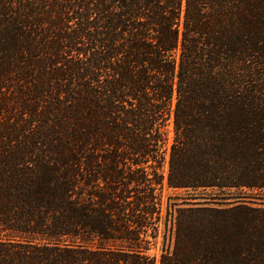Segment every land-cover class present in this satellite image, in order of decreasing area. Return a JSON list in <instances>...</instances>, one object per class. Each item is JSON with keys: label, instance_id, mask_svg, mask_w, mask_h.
Returning <instances> with one entry per match:
<instances>
[{"label": "trees", "instance_id": "1", "mask_svg": "<svg viewBox=\"0 0 264 264\" xmlns=\"http://www.w3.org/2000/svg\"><path fill=\"white\" fill-rule=\"evenodd\" d=\"M166 154L239 193L157 258ZM262 189L264 0H0V264H264Z\"/></svg>", "mask_w": 264, "mask_h": 264}, {"label": "rangeland", "instance_id": "2", "mask_svg": "<svg viewBox=\"0 0 264 264\" xmlns=\"http://www.w3.org/2000/svg\"><path fill=\"white\" fill-rule=\"evenodd\" d=\"M1 119H5L4 115H2ZM168 128L170 130L169 135L171 137L173 134L172 125L170 124ZM167 159L168 155L166 154V160L162 166L164 179L160 188L161 218L157 223L158 227L156 239L153 240V244L150 245V249L148 250L149 253L156 255L157 258L163 249L170 248V250H172L177 220L180 218L179 221L187 227V208L198 206L224 207L232 205L235 200H237L235 196L239 193V190H235L233 188L219 191L215 189L169 187L166 183V173L168 168ZM244 200V202L252 206L264 205V189L252 192L247 191ZM172 211L173 215L172 217H169L168 212Z\"/></svg>", "mask_w": 264, "mask_h": 264}]
</instances>
